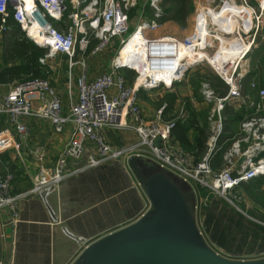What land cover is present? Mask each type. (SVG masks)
<instances>
[{
    "label": "built area",
    "instance_id": "1",
    "mask_svg": "<svg viewBox=\"0 0 264 264\" xmlns=\"http://www.w3.org/2000/svg\"><path fill=\"white\" fill-rule=\"evenodd\" d=\"M160 1L147 0L151 19L142 17L128 33L129 12L138 7L140 0H0V32L6 30L5 19L10 17L21 34L45 49L39 59L42 65L59 55L68 57L69 68L79 65L74 80L76 102L67 112L63 110L59 94L46 78L14 83L0 95V116H5L12 127V131L0 129V154L20 150L21 145L14 140L13 134L24 138L26 127L20 123L21 118L47 121L55 133H62L67 126L71 128L70 138L53 167L46 170L39 165L28 191L11 194L13 175L0 171V210H9V222L13 225L18 223L21 200L36 196L42 202L46 201L63 180L108 162L124 160L132 154L146 155L223 198L238 189L242 182L264 179V88L251 79L247 83L248 92L241 90L249 72L248 56L258 47V39H264V0H203L192 13L191 29L182 40L167 36L148 37V33L161 25ZM214 16L218 23L213 22ZM135 31L141 32L146 39L152 68L158 71L161 65L173 73L169 84L143 76L138 70L116 61L121 45ZM207 38L211 44L207 43ZM91 41L95 44L90 55L100 54L114 41L119 43L111 60V71L92 79L83 57ZM223 47L234 56L219 71L209 64L223 83L225 93L216 95L210 83L202 81L198 88L199 100L193 99V103L201 102L208 107L206 152L195 162L171 139L174 125L186 117L185 102L178 103L169 120H159L164 108L161 107L156 113L157 119L148 121L141 114L139 93L155 88L172 89L175 83L183 80L187 71L204 61L208 63L202 52L212 57ZM78 53L83 58L74 62L72 59ZM179 61L186 66L174 73ZM121 69L134 72L131 83L125 80ZM228 102L252 111L240 121L234 134L219 141L224 134L223 111ZM105 128L131 131L138 140L124 148L113 147L103 135ZM86 143L92 144V149ZM217 151L220 166L213 168L209 159ZM36 159L40 164L42 156L37 154Z\"/></svg>",
    "mask_w": 264,
    "mask_h": 264
},
{
    "label": "crops",
    "instance_id": "2",
    "mask_svg": "<svg viewBox=\"0 0 264 264\" xmlns=\"http://www.w3.org/2000/svg\"><path fill=\"white\" fill-rule=\"evenodd\" d=\"M196 1L197 0H193L191 4L195 6ZM202 2L203 0L198 2L195 7L200 6ZM161 8L163 11L164 21H162L159 28L154 31L155 34L154 32H150L148 33V37L160 38L167 36L176 40H182L183 37L188 35L191 29L192 13L189 12L184 21L177 22L169 20L170 14L169 12H165L169 10V4H166ZM129 15V30L132 32L139 24L142 17L151 19V10L148 8L147 0H140L138 7L136 9H132L129 12ZM213 19L214 23H218L215 21V16ZM6 28L8 31H11V28ZM2 33L3 32H0V34ZM2 44L3 43L1 42L0 46H2ZM118 45L119 43L117 41L112 42L104 50V54H106L110 48H112V50H116ZM92 47L89 49L88 46L87 52L85 56H83L87 64L88 76L91 79L99 74L111 71V61L104 70L101 68L94 69L95 67L91 64V61L94 60V62L97 63L99 61V56L101 57L102 55H91L92 57H90V61V58L88 57L90 56L89 52ZM83 57L80 53H78L72 60L74 62H80ZM136 66H139V64ZM184 66H186V64H180L182 69H184ZM197 66L198 65L187 71L183 80L179 83H175L173 88L170 90H166L164 88H155L148 91L141 90L139 93V105L142 117L145 120L154 121L157 119V111L160 110L161 107H164L159 120L167 121L172 118V114H174L178 103L184 101L186 105V117L184 120L178 121L177 123L181 125H194L191 123H195V125H199V127L204 125L206 126L208 134V107L201 102L193 103V99H198V88L200 86V82L195 79H191V72ZM1 67L2 59L0 56V69ZM45 67L44 78L49 80L53 88H55L62 101L63 110L64 112H67L69 107L76 102V87L74 80L79 73V65L77 64L72 68H69L68 57L59 55L49 59L45 64ZM252 68L253 66L250 67L249 72L243 81L241 87L243 93L248 92L247 83L251 79H254L261 88H264L263 81H260L258 78L255 79L257 73L253 75L254 72L252 71ZM138 70L141 72L139 67ZM120 73L125 78L124 73L121 71ZM210 78L214 81V83L212 82L210 85L214 89L216 95H223L225 93V87H222L215 77H209V79ZM125 80L128 82L126 78ZM14 83L17 82L11 81L6 84H0V95H4ZM153 92L161 98L157 100V98L152 95ZM147 104L150 105L148 106ZM165 110L166 112H164ZM251 111L252 109L246 108L245 106L237 107L236 103H226L223 111L224 134L219 141L234 134L238 129L240 121H242L247 113ZM20 123L26 127V134L24 138L13 134L14 140L19 142L21 145L20 150H8L3 154H0V171L2 173H10L13 175V181L10 187L11 194L26 192L31 188L32 179L37 174L39 165H42V167L46 170H50L71 134V128L69 126H67L62 133H55L47 121L36 118H21ZM0 129H9L12 131V127L8 123L5 116H0ZM194 134L193 129H188L187 138L189 141L193 140ZM105 135L108 138L109 144L113 147L135 141V137L130 134L105 131ZM171 139L173 144L182 148L173 135ZM86 145L92 149V144L86 143ZM182 150L190 155L193 161L197 162L204 156L206 146L205 151L198 156L195 150L187 151L183 148ZM37 154L42 156L40 164L36 159ZM216 157L217 159H215ZM219 158L220 153L218 151L213 153L210 157L209 162L213 168H218L220 166ZM113 162H116L119 165L123 175L120 176L119 171L116 175L115 171L109 170V166L112 165ZM81 163L82 162H80V164ZM105 169H107V171ZM127 172L128 170L125 165V159H119L117 161L105 163L96 168L88 169L82 173L63 180L57 189L46 198L47 206L52 211L54 219L50 217L51 221H47L44 220L42 216L37 220H34L36 218H27L20 221L24 227L26 226L29 228V233L30 230H32V232L35 231V226H38L37 232L41 234L44 230L47 236V239L44 241L47 245L45 244L44 247H39L38 251L40 253L34 254L33 251L28 255L31 258L41 259V261L38 262L40 264H46L45 259L47 258H49L48 264H67L70 259L72 260L78 255L84 246L134 221L139 214L145 210L148 202L142 194L140 188L137 186V181L130 173ZM114 174L117 180H115ZM126 175H128L132 188L135 190V200L132 207L125 204L124 200L121 199H117L115 202L111 203V196L121 193V189L123 191V187L126 185ZM109 177H112L113 179L111 182L109 181L108 188L102 189L101 184L103 181H108L107 178ZM19 183L24 184V186H20ZM190 184L195 189L197 199L200 203V200H202L200 197L205 196L203 195L204 190L195 182L191 181ZM110 187H112V191L109 190ZM28 198L19 202L18 207L20 212V206L29 207L32 204L31 209H34V203L30 204V202H35L36 200L37 203L40 204L38 205V210L47 212V207L39 197L31 198L29 196ZM26 203L28 205H25ZM197 219H199V212L197 213ZM0 229L3 234L2 264H28L27 260H25L28 256L21 258L22 254L19 249L16 248L14 240H12L17 232V227L9 224V210L7 208L0 210ZM62 229H66L67 232L71 233L75 238L81 239L82 243L78 244L76 241L68 238L63 233ZM44 242L41 241L39 245H42Z\"/></svg>",
    "mask_w": 264,
    "mask_h": 264
},
{
    "label": "water",
    "instance_id": "3",
    "mask_svg": "<svg viewBox=\"0 0 264 264\" xmlns=\"http://www.w3.org/2000/svg\"><path fill=\"white\" fill-rule=\"evenodd\" d=\"M105 131L130 134L138 140L131 131L105 128L103 135L107 141ZM125 165L145 196L147 208L134 221L84 246L68 264H264V258L228 261L207 246L198 225L199 201L188 180L142 154L129 155ZM43 203L54 219L45 199ZM62 231L82 243L66 229ZM2 244L0 229V264Z\"/></svg>",
    "mask_w": 264,
    "mask_h": 264
},
{
    "label": "rangeland",
    "instance_id": "4",
    "mask_svg": "<svg viewBox=\"0 0 264 264\" xmlns=\"http://www.w3.org/2000/svg\"><path fill=\"white\" fill-rule=\"evenodd\" d=\"M192 1L193 0H190V2ZM200 1L201 0H197L196 4ZM195 6L192 5V7H194L193 10H195ZM130 32L131 30L128 31V33ZM9 33L10 30L8 31L7 29L6 33L3 36L9 35ZM92 42L95 41H91V43ZM257 42L260 44L258 45V47L254 48L248 56L249 69L253 66V75L257 73L255 79L258 78L264 83V39L260 38ZM1 50L2 47L0 46V56ZM114 50L110 48L106 52V54H104V51L101 52L100 54L102 56H99V61L97 63L94 62V60L91 61L90 57L92 56L90 55L88 58H90L91 64L95 67L94 69H106L107 66L110 64V61L114 58L116 54ZM139 56L140 55H138V57ZM210 64L209 62L206 63L204 61L200 65H198L191 72V79H195L200 83L202 81H208L211 84L212 82L214 83V81L211 78L209 79V77L217 78V75L211 67L212 64ZM130 65H132L133 67H135L136 70H138V66H136L134 63H131ZM212 66L217 70L214 65ZM146 74V72L142 73V75ZM152 95H154L157 100L161 98L159 95H156L155 92H153ZM147 105L149 106L150 104ZM105 170L107 171V169ZM109 170L115 171L116 175L119 171V175H123L121 172V168L116 162H113V164L109 166ZM127 173H130V171L128 170ZM126 177V185L123 187V191L121 189V193L111 196V203L115 202L117 199H121L124 200L125 204L132 207L134 205L133 203L135 200V190L134 188H132V184L130 183L128 175H126ZM112 179V177H109L107 178L108 181H103V183L101 184L102 189L108 188V183L109 181L111 182ZM115 180H117V178H115ZM19 185L24 186V184L21 183H19ZM258 188L259 192L257 195H259L260 193L258 200L249 197L243 190L239 188L234 189V191L229 193L225 198L216 194L209 193L208 190L202 188L204 190L203 195L205 196L200 197V199L202 200H200V206L198 209V225L202 232V237L206 242L207 246L219 257L228 261H254L264 258V181L262 185H260ZM109 190L112 191V187H110ZM30 197L32 198L36 196ZM31 203H34V209H31ZM30 204L31 206L29 207L20 206L21 212L19 211L18 207V223L13 225L9 222V224L11 226L17 227V232L15 233L13 237L14 239L12 238V240H14L16 248H18L21 252V258H25L26 256H28L25 259L27 260L28 264H40L38 262H40L41 259L31 258L28 254L32 253L33 251L34 254H38L40 253L38 251L39 247H44L45 244L47 245V243L44 242L47 239L46 233L43 230L42 233L39 234L37 232L38 226H35V231L32 232V230H30L29 233V228L26 226L24 227L20 223V221L22 219L27 218H36L34 220H37L40 219V217L42 216L44 220L51 221V219L48 211L42 212V210H38V205L40 204L37 203V200L35 202H30ZM25 205L28 204L26 203ZM146 208L147 206L145 207V209ZM41 241H43L44 243L42 245H39ZM48 259L49 258L45 259L46 264H48Z\"/></svg>",
    "mask_w": 264,
    "mask_h": 264
},
{
    "label": "trees",
    "instance_id": "5",
    "mask_svg": "<svg viewBox=\"0 0 264 264\" xmlns=\"http://www.w3.org/2000/svg\"><path fill=\"white\" fill-rule=\"evenodd\" d=\"M166 4H169V10L165 12H169V20L171 21L182 22L186 19L189 12H193L190 0H161L159 4L160 8ZM162 21H164L163 11L160 17V23ZM5 25L11 28V31L9 35L3 36L7 31L6 28V30L0 34V43H3L1 46L2 67L0 69V84H6L11 81L20 83L29 78H44L46 67L39 62V59L45 54V49L38 47L21 34L17 25L10 17L6 19ZM94 43L95 42H90L89 49ZM128 67L135 69L132 65H128ZM120 71L124 73L128 82L133 80L135 76L133 71L128 69H121ZM215 79L224 87L223 83L218 78L215 77ZM166 110L164 112H166ZM191 124L194 125H181L176 123L171 133L183 149L187 151L195 150L198 156L205 151V142L208 134L206 126L202 125V127H199V125H195V123ZM188 129L194 130L195 134L192 141H189L187 138ZM217 157L215 159H217ZM263 181L262 178H256L247 183H241L238 188L243 190L249 197L258 200L260 196V193L257 195L259 192L258 187L262 185Z\"/></svg>",
    "mask_w": 264,
    "mask_h": 264
},
{
    "label": "bare ground",
    "instance_id": "6",
    "mask_svg": "<svg viewBox=\"0 0 264 264\" xmlns=\"http://www.w3.org/2000/svg\"><path fill=\"white\" fill-rule=\"evenodd\" d=\"M216 36L217 38H220L219 35H216ZM221 40L222 42H224V39H221ZM207 43L211 44V41H209L208 38H207ZM145 44H146V39L143 37L141 32L133 33L121 45L120 50L118 51L116 55L117 57L116 61L119 64L124 65V66L126 65L128 66L131 63H134L135 65L139 64L138 67L139 69H141L142 73L146 72L147 73L146 75L150 76L152 79H155V81H158L160 83L164 82L166 84H169L173 73L172 74L169 73V70H166L164 66L161 67V65L158 71L152 68L151 62L149 63V60H148L149 48ZM180 52L182 53L183 49H181ZM217 53L218 54H216V56L211 57L209 54L202 52L203 57L207 60V62L214 65L217 68V71H219L224 68L226 61H228V59H230L234 55H232L231 52H229L226 47L221 48ZM138 55L140 56L138 57ZM159 61L161 62V60ZM153 65L156 66L157 62L154 61ZM181 70L182 68L180 67V61H179V63L178 62L176 63V66L174 68V73H178Z\"/></svg>",
    "mask_w": 264,
    "mask_h": 264
}]
</instances>
